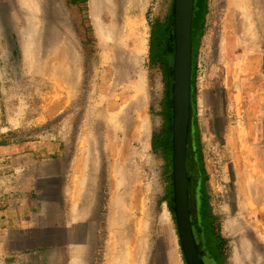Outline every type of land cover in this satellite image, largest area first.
I'll return each mask as SVG.
<instances>
[{
  "label": "rangeland",
  "instance_id": "rangeland-1",
  "mask_svg": "<svg viewBox=\"0 0 264 264\" xmlns=\"http://www.w3.org/2000/svg\"><path fill=\"white\" fill-rule=\"evenodd\" d=\"M53 1L55 7L64 12L66 27L78 50L75 82H68L69 60L61 54L56 55L51 47L44 52L34 48L26 53L20 35L19 41L16 36L12 44V66L15 64L20 69L22 87L19 92L18 80L9 78L14 104L26 103L29 113L37 117H28V123L21 127L18 124L8 126L5 135L0 133V157L18 143H27L28 149L42 151L48 158L64 149L69 159L76 154V172L61 201V213L65 216L63 224L71 231L75 228L79 237L68 239L59 264L75 261L79 264H117L109 262L111 248L116 254L120 251L133 254L136 264H187L172 210V81H166L151 62L154 32L159 24L170 26L175 0H106L97 23L91 0L89 5L83 0L80 4L72 0L75 7L71 0ZM16 2L0 0V24L5 32L11 30L15 35L13 30L22 31L19 20L9 23L13 15L17 16ZM248 2L251 12L246 15L251 17L245 19L247 25L251 22L253 27L250 35L254 42L252 55L261 56L264 66V46L258 44L264 13L260 16L259 12H254L257 5L254 0ZM220 3L225 10L229 0ZM241 3L237 0L236 5ZM217 4L215 0L210 2L205 36L197 57L198 62L201 54L207 63V75L204 81L198 80L197 70L194 94L196 89L201 90L206 85L215 67L217 37L215 39L214 34H218L221 19L226 16L223 10H216ZM238 15L244 19L243 12ZM99 28L105 34L104 44L98 36ZM42 31L46 33L47 25L43 30L40 22L36 37L39 38ZM169 36L175 43L172 29ZM51 104L55 110L46 112V106ZM19 135L25 136L27 141H20ZM208 137L204 133L200 137L205 176L199 159L193 154L196 181L200 177L208 181L217 179L222 190L212 189L206 200V208H210L218 220L207 224L201 216L198 223L205 230L208 226L213 234L227 241L224 240L218 250L207 230H195V233L200 237L197 235L198 241L203 242L207 264H233L230 258L233 238L221 234V225L227 223L222 222L226 216L222 208L227 201L223 185L232 159L220 145L213 144L214 153ZM195 144L193 135V150ZM78 176L86 181L78 206L74 207ZM198 200L197 212L203 203L202 197ZM257 209L260 212L253 218H264V205H257ZM251 228L250 235L258 242V228Z\"/></svg>",
  "mask_w": 264,
  "mask_h": 264
},
{
  "label": "crops",
  "instance_id": "crops-1",
  "mask_svg": "<svg viewBox=\"0 0 264 264\" xmlns=\"http://www.w3.org/2000/svg\"><path fill=\"white\" fill-rule=\"evenodd\" d=\"M215 1L216 10L226 16L214 34L215 67L206 85L193 94L192 133L209 136L232 159L223 185L228 202L222 208L226 215L222 222L228 225H221V234L233 238L232 263L264 264V218H253L260 212L257 205H264V66L261 56L252 55L254 42L238 6L229 0L224 10L219 5L223 0ZM258 4L254 12L264 13V0ZM259 29L258 44L264 46V21ZM13 31L16 35L0 24V133L4 135L8 126L21 127L28 117H37L29 113L26 103L14 104L9 78L18 80L19 92L22 86L20 69L12 66V44L16 36L19 41V33ZM45 109L55 110L53 104ZM20 141L27 139L23 136ZM8 150L0 157V264H59L68 239L79 237L75 228L71 231L63 224L61 213V201L76 172V154L69 159L64 149L48 158L42 151L28 149L27 143ZM209 183L212 189L222 190L217 179ZM251 227L258 228V242L250 235Z\"/></svg>",
  "mask_w": 264,
  "mask_h": 264
},
{
  "label": "water",
  "instance_id": "water-1",
  "mask_svg": "<svg viewBox=\"0 0 264 264\" xmlns=\"http://www.w3.org/2000/svg\"><path fill=\"white\" fill-rule=\"evenodd\" d=\"M196 0H175L174 23L176 53L172 79L173 188L172 210L187 264H207L202 241L195 233L197 212L196 160L193 156V23Z\"/></svg>",
  "mask_w": 264,
  "mask_h": 264
},
{
  "label": "bare ground",
  "instance_id": "bare-ground-1",
  "mask_svg": "<svg viewBox=\"0 0 264 264\" xmlns=\"http://www.w3.org/2000/svg\"><path fill=\"white\" fill-rule=\"evenodd\" d=\"M105 1L106 0H91L93 16L96 23L98 21L99 12L105 5ZM240 1H242V3L237 5L238 9L241 10L240 12L244 13V19H250L251 15H246L251 12L248 2L249 0ZM233 2L235 3V5L237 4V0H233ZM254 4H257L255 5V9L257 7L255 11H257L258 8H260L258 0H254ZM15 8V14H17V16L13 15V19L10 18L9 23L15 24V21H20L22 31L19 33V35L21 37L22 45L26 53L33 51L34 48L44 52V50L46 51V49L48 50V48L51 47L53 49L51 50L54 51L56 55L61 54L66 60H69L71 62V71L68 75V82L71 84L73 83V81L75 82L77 76L78 50L72 39V36L70 35L69 30L66 27V18L64 12L60 8L55 7V2L53 0H17V2L15 3ZM259 15L263 16V12L259 13ZM40 22L42 24L43 30L47 25V31L46 33L42 31L38 38V36L36 37V32L38 30ZM198 23L199 22L197 21V24ZM248 30L252 34L253 27L251 26V22H249ZM97 32L98 36L101 39V43L104 44L106 40L103 30L99 28ZM84 180L86 181V179L79 176L75 179L76 187L73 196V204H75L74 207L78 206L79 197L83 192ZM258 226L260 227V225ZM108 259L109 262H117V264H136L137 262L133 254L124 253L121 251L116 254L115 250H113L112 248L110 249ZM72 264H79V262L75 261Z\"/></svg>",
  "mask_w": 264,
  "mask_h": 264
},
{
  "label": "flooded vegetation",
  "instance_id": "flooded-vegetation-1",
  "mask_svg": "<svg viewBox=\"0 0 264 264\" xmlns=\"http://www.w3.org/2000/svg\"><path fill=\"white\" fill-rule=\"evenodd\" d=\"M204 0H196V9H195V16H194V23H193V48H194V68H193V94H194V88H195V76L197 72V40H198V24L197 21L200 22V11H201V5ZM73 3V1L71 0ZM80 0H75V4H80ZM74 4V3H73ZM74 4V7H75ZM174 23L173 17L171 19V24L169 27H163L162 25H158V28L155 30L153 38H152V47H151V59H152V65L157 66V70L161 72L164 79L169 82L172 81L175 72H174V58L176 53V45L171 40L169 33L172 29V25ZM199 54V53H198ZM196 61V62H195ZM172 92V88H171ZM169 129H171V125L168 126ZM201 177L196 181L197 184V200L200 199V188L202 185ZM200 197V198H199ZM197 205L199 206V200L197 201ZM201 226V232L204 229V227L201 225V223H198V227ZM197 231V228L195 229ZM207 234L210 233V239L213 243H215V246L219 250L220 246L223 245L224 240L222 237H217L215 234H213V231L211 232L210 228L207 226ZM204 229V231L206 232ZM195 231V232H196ZM205 232L204 236H205ZM198 235V234H197ZM202 235V234H201ZM200 235V236H201ZM218 235V234H217ZM199 237V235H198ZM200 238V237H199ZM204 243L206 240V237L204 238Z\"/></svg>",
  "mask_w": 264,
  "mask_h": 264
},
{
  "label": "trees",
  "instance_id": "trees-1",
  "mask_svg": "<svg viewBox=\"0 0 264 264\" xmlns=\"http://www.w3.org/2000/svg\"><path fill=\"white\" fill-rule=\"evenodd\" d=\"M87 3V5H89V0H83V2ZM209 1L210 0H204L202 2L201 5V11H200V22H199V38H198V44H197V56L200 50V45H201V40L204 38L205 36V24H206V17L208 15V6H209ZM94 31V28H93ZM94 37L95 40L97 39V35L96 32L94 31ZM197 63V62H196ZM195 138H196V144H195V148L193 150V154L196 158L199 159L200 161V168H201V172H203L202 174H206L204 167L202 166L203 164V160H202V149H201V140L200 137L198 135L197 132H195ZM205 176V175H204ZM202 187H201V197L203 200V203L200 207H202V209L200 208L199 212H196L195 216H193L194 220H195V227L197 228V231L200 232V227H198V222L199 220H201V216H204L205 221H208L210 223V221L212 223H214L215 221H217V217H215L211 211L210 208H206L207 207V203L206 200L209 199V196L211 194L212 191V187L211 184L209 183L207 178H202Z\"/></svg>",
  "mask_w": 264,
  "mask_h": 264
},
{
  "label": "built area",
  "instance_id": "built-area-1",
  "mask_svg": "<svg viewBox=\"0 0 264 264\" xmlns=\"http://www.w3.org/2000/svg\"><path fill=\"white\" fill-rule=\"evenodd\" d=\"M206 67V68H205ZM197 70H199V77H198V80H201V81H204V78H206V70H207V63L204 62L201 54L199 55V60L197 62ZM210 148L211 150H213V152L215 153L214 151V147H213V143H210Z\"/></svg>",
  "mask_w": 264,
  "mask_h": 264
}]
</instances>
